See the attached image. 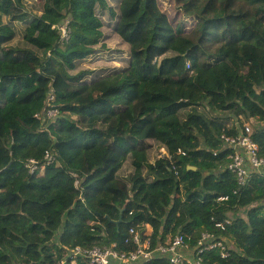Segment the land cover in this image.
I'll return each mask as SVG.
<instances>
[{"label": "trees", "instance_id": "obj_1", "mask_svg": "<svg viewBox=\"0 0 264 264\" xmlns=\"http://www.w3.org/2000/svg\"><path fill=\"white\" fill-rule=\"evenodd\" d=\"M235 1L177 0L187 31L158 0H0V264L131 253L130 230L148 228L153 249L209 234L227 257L199 250L204 264H264V173L241 187L222 142L264 123V0H241L251 17ZM52 93L60 114L38 120ZM252 137L264 157V126Z\"/></svg>", "mask_w": 264, "mask_h": 264}, {"label": "built area", "instance_id": "obj_2", "mask_svg": "<svg viewBox=\"0 0 264 264\" xmlns=\"http://www.w3.org/2000/svg\"><path fill=\"white\" fill-rule=\"evenodd\" d=\"M63 38L68 39L67 25L61 27ZM56 96L52 93L47 100V109L43 115L37 114L38 120H53L60 114L59 109L55 106ZM245 122L238 129L237 135L224 134L222 136V142L224 148L231 149L233 152L230 155L231 163L229 170L233 172L237 178L241 187H245L249 179L255 173H264V157L260 155V149L258 144L253 140V129L251 124L246 125ZM165 153V150H162ZM182 153L179 151V154ZM55 163V158L50 152L45 155V161L39 164L35 160H30L26 167L30 174L44 175L46 169ZM228 197H222L219 201H227ZM230 220H227V224H230ZM222 227V225H218ZM130 238L126 243H134L137 246L136 251L131 253H119L114 250V247H94L91 249H84L77 247L70 253L71 257L79 260L80 264H110L117 261L119 264H146L147 261H151L154 257L161 255L166 257L171 264H204L202 259L198 256L203 251L211 250L214 248H220L222 250V257L226 258L225 246L222 242H215L214 237L209 234H204L199 245L194 249L192 257L185 255V252L190 250L186 244L182 235L176 236L167 245H158L154 249L150 238H143V235L134 229L130 230ZM146 237V236H144ZM76 264V262H74Z\"/></svg>", "mask_w": 264, "mask_h": 264}, {"label": "rangeland", "instance_id": "obj_3", "mask_svg": "<svg viewBox=\"0 0 264 264\" xmlns=\"http://www.w3.org/2000/svg\"><path fill=\"white\" fill-rule=\"evenodd\" d=\"M209 1V0H207ZM159 7L161 11L166 14L170 21L172 22L173 25H177L178 23H182L186 26L187 31L192 29L194 27L195 21L193 19H189L186 17L178 8L177 6V0H158ZM42 3L39 2L37 5V8H34L31 12H35L38 10V8L42 7ZM30 6V5H29ZM31 9V8H30ZM33 9V8H32ZM232 11L235 13H243L246 14L248 17H251L256 11L253 7L249 6L246 2H243L241 0H236L235 4L231 7ZM68 22L64 24L67 25ZM106 37H108V48L111 50L115 49H123L125 50V46H122V43L119 39L115 37V35L112 32V29L107 28L106 29ZM94 64H85L82 66L81 69H87L93 67ZM116 66V65H115ZM247 122L246 120H243V123ZM251 124V128L254 130V126H264V123H260L259 121H254L252 120L249 123H246V125ZM242 218H246V211H241L239 214ZM173 240L172 238L169 240V242ZM193 250L190 249L188 252H185V255L187 256H192L193 255Z\"/></svg>", "mask_w": 264, "mask_h": 264}, {"label": "crops", "instance_id": "obj_4", "mask_svg": "<svg viewBox=\"0 0 264 264\" xmlns=\"http://www.w3.org/2000/svg\"><path fill=\"white\" fill-rule=\"evenodd\" d=\"M150 233H151V229L150 228H148V230H147V233L145 234V236H150ZM193 252V254H194V250L192 251ZM189 257H192V256H189ZM118 264V263H117Z\"/></svg>", "mask_w": 264, "mask_h": 264}, {"label": "water", "instance_id": "obj_5", "mask_svg": "<svg viewBox=\"0 0 264 264\" xmlns=\"http://www.w3.org/2000/svg\"><path fill=\"white\" fill-rule=\"evenodd\" d=\"M116 224H117V225H119V224H120V222H117Z\"/></svg>", "mask_w": 264, "mask_h": 264}]
</instances>
